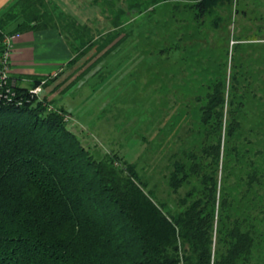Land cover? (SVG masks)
Here are the masks:
<instances>
[{"label": "trees", "instance_id": "16d2710c", "mask_svg": "<svg viewBox=\"0 0 264 264\" xmlns=\"http://www.w3.org/2000/svg\"><path fill=\"white\" fill-rule=\"evenodd\" d=\"M118 1L89 4L105 14L108 25L97 34L100 23L81 26L63 18L50 0H19L0 19V58L5 35L61 25L76 54L71 63L90 56L87 73L127 42L123 17L154 12L172 0ZM233 2L196 0L190 11L205 18L224 4L230 19ZM234 3V14L244 17L247 8ZM258 26L254 34L264 37ZM237 38L236 49L251 53L248 35ZM256 57L253 65L264 61ZM41 83L16 84L14 98L0 101V264H253L256 225L231 222L230 205L225 195L218 203L217 179L209 173L220 163L223 82L211 88L202 107L206 137L200 154L211 161H196L194 154H185L188 161H169L165 198L151 186L145 167L92 154L68 128L66 112L50 110L47 97L31 93Z\"/></svg>", "mask_w": 264, "mask_h": 264}, {"label": "rangeland", "instance_id": "374dc122", "mask_svg": "<svg viewBox=\"0 0 264 264\" xmlns=\"http://www.w3.org/2000/svg\"><path fill=\"white\" fill-rule=\"evenodd\" d=\"M195 1L172 0L154 12L123 17L127 22L122 31L129 36L125 45L85 77H72L82 84L67 88L66 97L49 95V108L66 112L68 128L96 157L108 154L120 163L145 167L151 186L165 198L170 193L164 177L169 161H188L185 154L211 161L200 154L206 137L202 107L211 88L223 82L220 163L209 173L217 179L218 203L225 195L230 205L231 222L256 225L250 260L264 264V61L253 65L256 55L264 56V49L254 48L264 44V37L254 34L262 25L257 33L264 35V0H234L247 12L244 17L234 14L233 2L230 19L224 4L205 18H195L190 11ZM4 2L12 0L0 5ZM105 26L98 24L97 34ZM245 35L251 40L249 54L236 49L237 37ZM90 59L86 56L74 65ZM69 75L62 81L69 82Z\"/></svg>", "mask_w": 264, "mask_h": 264}, {"label": "crops", "instance_id": "0c3cea01", "mask_svg": "<svg viewBox=\"0 0 264 264\" xmlns=\"http://www.w3.org/2000/svg\"><path fill=\"white\" fill-rule=\"evenodd\" d=\"M17 1L19 0H12V4L4 2L0 5V19ZM50 2L53 7H57L58 13H62L63 18L70 17L81 26L90 24L96 26L95 23H100L103 26L105 22V18L98 9L90 6L84 0H50ZM12 28L10 27V30ZM75 56L72 44L66 41L65 30L61 25L56 28L24 33L14 44L11 74L16 84L23 88L31 87L35 80L45 82L43 86L46 84L47 86L43 87L42 93L44 92L43 96L48 100L51 94L66 97L65 95L70 91L67 88H71L75 84H82L81 82L77 83L78 81L75 83L74 76L76 74H78L77 77L86 76L87 63L84 61L81 66L73 65L71 62ZM68 72L71 73L67 78L70 81H62Z\"/></svg>", "mask_w": 264, "mask_h": 264}, {"label": "built area", "instance_id": "2783aa9c", "mask_svg": "<svg viewBox=\"0 0 264 264\" xmlns=\"http://www.w3.org/2000/svg\"><path fill=\"white\" fill-rule=\"evenodd\" d=\"M21 38L20 34L5 35L3 39L4 50L0 58V101L2 99H13L15 96L14 86L16 81L12 78V53L14 44ZM42 82L40 86L31 90L36 96H40L43 91ZM68 122V121H67Z\"/></svg>", "mask_w": 264, "mask_h": 264}]
</instances>
